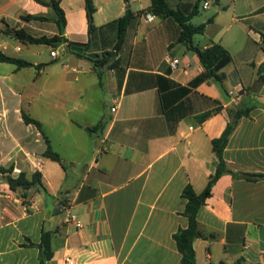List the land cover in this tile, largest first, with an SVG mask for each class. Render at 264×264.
Masks as SVG:
<instances>
[{"label": "crops", "instance_id": "obj_1", "mask_svg": "<svg viewBox=\"0 0 264 264\" xmlns=\"http://www.w3.org/2000/svg\"><path fill=\"white\" fill-rule=\"evenodd\" d=\"M93 1L92 39L86 0H61L60 6L69 43H90L82 48L86 54L111 53L119 63L103 69L104 85L90 61L67 51L59 67L53 65L59 57L27 60L34 54L20 44H30L9 31L58 36L57 14L35 0H0V52L46 65L39 70L10 64L14 68L6 72L1 67L8 63L0 62V264H40L44 232L53 235L49 264H179L173 236L189 224L182 192L189 184L198 194L206 189L218 165L212 142L226 130L228 110L239 105L252 111L224 152L239 177L222 176L199 213L197 264H264V179H245L264 174V0H167L185 15L196 12L193 26L206 25L194 36L195 47L220 45L230 53L222 88L208 79L193 85L205 69L180 42L177 22L156 16L145 22L151 0ZM129 9L137 18L117 50V21ZM175 59L177 69L170 64ZM31 69L35 73L26 79ZM36 105L47 107V128L34 113ZM211 111L199 122V115ZM24 114L42 124L62 164L43 156V133L26 124ZM101 122L102 131H89ZM11 166L13 177L41 173L45 190L26 196L11 190L1 173ZM72 215L82 228L70 221Z\"/></svg>", "mask_w": 264, "mask_h": 264}, {"label": "trees", "instance_id": "obj_2", "mask_svg": "<svg viewBox=\"0 0 264 264\" xmlns=\"http://www.w3.org/2000/svg\"><path fill=\"white\" fill-rule=\"evenodd\" d=\"M37 3L51 8L57 14L58 19L56 20V24L59 28V35L48 38H35L31 35H24L19 32L9 33L17 40L21 41L24 44L30 45H46L51 48H58L62 45H66V51L70 54L82 57L90 61L95 71L98 73L101 84L104 85V75L105 71L103 69L115 70L119 67V63L112 62L110 59L111 53H106L102 56H98L97 59H91L86 53L78 54L73 51L75 47H81L87 49L90 47V43L87 45H80L75 43H69L66 37L64 36L65 29L67 26V20L64 10L61 8L60 3L61 0H35ZM128 3V0H125ZM151 7L145 14H153L156 17H160L163 19H171L177 22L181 29V37L180 42L185 43L189 46V49L195 52L199 58L200 63L203 65L205 69V76L199 77L193 82V85H198L204 80H212L216 84H218L222 88V84L224 82L225 76L222 74L224 68H226L231 62L232 57L230 53L225 50L222 46L216 45L208 49H201L195 47L193 44V39L195 35L203 34L206 29V25L193 26L190 24V20L195 16V13L191 15H185L183 12L179 10H173L169 6L167 0H151ZM198 10V7L195 8ZM86 11H87V19L89 24V35L92 39L95 32L97 31V27L95 26V14L97 12V8L94 4L93 0H86ZM137 18L135 14L129 9L126 12V15L117 21L119 27L118 34V44L117 50H120L124 44L126 32L130 27L132 21ZM29 20L43 21L47 20L45 17L41 16H28ZM0 62L8 63L16 65L18 68H31L36 67L41 70L45 67V64L33 65L25 60L16 59L12 57H8L0 52ZM264 70V65L261 67L260 71ZM220 111V110H217ZM252 109L244 106H235L228 110V116L230 118V122L222 134V136L218 139L213 140L212 146L213 151L217 157L218 165L216 167L215 173L210 177L208 185L206 189L201 193H196L195 189L192 185H187L183 192L182 197L186 200L185 210L183 215L187 217L189 224L187 228H180L173 236L177 249L182 256L181 262L179 264H197V257L195 251V241L197 239L196 228L198 224V216L202 208L206 205L207 201L212 197L213 188L217 184V182L221 179L222 176L226 174H231L234 177H239L238 174H235L231 170H229L227 166V162L224 159V152L227 146L229 145L231 136L235 132L239 122L244 117H249ZM214 112H207L201 114L197 117L199 122L203 123L212 117ZM24 121L26 124L35 125L42 133V124L30 117L26 114L23 115ZM104 129V123H99L94 129L89 130L90 132H99ZM44 139L47 144V150L43 154V156L52 161L58 162L62 164L61 158L59 154H57L51 145L48 137L43 133ZM14 172V166H11L9 169L1 168V173L4 176L5 181L10 186L13 191H20L23 193V196H26V192L33 189H43L45 190L43 184L42 174L37 172L35 173L31 179H29L26 173L22 172L18 177H13L12 173ZM246 180L250 182H258L259 180L264 179V174L258 175H248L245 177ZM52 233L44 232L42 237V242L39 245L40 249V264H49V262L54 258L55 252L52 243ZM236 264H243V261L240 260Z\"/></svg>", "mask_w": 264, "mask_h": 264}, {"label": "rangeland", "instance_id": "obj_3", "mask_svg": "<svg viewBox=\"0 0 264 264\" xmlns=\"http://www.w3.org/2000/svg\"><path fill=\"white\" fill-rule=\"evenodd\" d=\"M201 14L203 15L204 12L201 11ZM199 21V20H198ZM198 21H195L197 24ZM20 46L24 49V53H31L34 54L33 56L27 58V60H29L32 63H47L50 62V60H52L51 57V50H55L56 48H50L47 46H41V45H27L24 46L22 44H20ZM23 53V54H24ZM11 54L15 55L16 54L11 51ZM67 57H66V53H64L63 51H59V61L53 65L56 66H62L65 61H66ZM14 68L13 65L10 64H2L1 69H3L6 72L11 71ZM35 73V70H26L23 74V76L27 79L30 76H32V74ZM34 113L41 119V121L45 124L46 128L48 126V112H47V107H42L39 105L34 106Z\"/></svg>", "mask_w": 264, "mask_h": 264}, {"label": "built area", "instance_id": "obj_4", "mask_svg": "<svg viewBox=\"0 0 264 264\" xmlns=\"http://www.w3.org/2000/svg\"><path fill=\"white\" fill-rule=\"evenodd\" d=\"M208 7H209V4L205 3L204 4V8L207 9ZM143 19L145 20V22L151 23V22L154 21L155 16L153 14H145V15H143ZM59 51H63L64 53H66L65 47L64 46H60V47L56 48L55 50H52V52H51L52 58H58L59 57ZM170 64H171L172 68L177 69V67L179 65V60L175 59V60L171 61ZM112 111L114 112V111H116V109L113 108ZM70 221L72 223H74L75 226L77 228H79V229L83 227L82 223L80 222V220L78 219V217L76 215H72L71 218H70ZM67 262L70 263L71 260L67 259Z\"/></svg>", "mask_w": 264, "mask_h": 264}, {"label": "water", "instance_id": "obj_5", "mask_svg": "<svg viewBox=\"0 0 264 264\" xmlns=\"http://www.w3.org/2000/svg\"><path fill=\"white\" fill-rule=\"evenodd\" d=\"M73 51L78 53V54H84L85 53V50L82 49V48H78V47H75L73 48ZM88 56L91 58V59H97L98 58V55H96L95 53L91 52V51H86Z\"/></svg>", "mask_w": 264, "mask_h": 264}]
</instances>
